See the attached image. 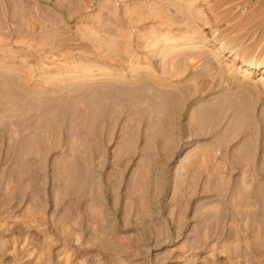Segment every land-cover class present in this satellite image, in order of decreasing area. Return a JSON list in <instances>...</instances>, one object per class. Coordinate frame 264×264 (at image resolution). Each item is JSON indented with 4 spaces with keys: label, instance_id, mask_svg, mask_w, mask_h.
Returning a JSON list of instances; mask_svg holds the SVG:
<instances>
[{
    "label": "rangeland",
    "instance_id": "374dc122",
    "mask_svg": "<svg viewBox=\"0 0 264 264\" xmlns=\"http://www.w3.org/2000/svg\"><path fill=\"white\" fill-rule=\"evenodd\" d=\"M263 72L264 0H0V88L22 95L12 112L29 117L9 138L32 139L25 158L0 144V264H264V205L252 194L264 160L237 156L253 128L231 102L245 93L255 107L264 155ZM138 81L158 102L160 89L191 91L172 147L155 136L165 115L153 134L132 130L128 104L92 138L70 112L54 119L72 106L83 125L95 92L114 106L112 93ZM220 101L218 124L204 128L203 110ZM220 134L225 150H212Z\"/></svg>",
    "mask_w": 264,
    "mask_h": 264
},
{
    "label": "bare ground",
    "instance_id": "6f19581e",
    "mask_svg": "<svg viewBox=\"0 0 264 264\" xmlns=\"http://www.w3.org/2000/svg\"><path fill=\"white\" fill-rule=\"evenodd\" d=\"M36 16L38 17L37 13H36ZM172 18H173V16H172ZM60 21H61L60 18H55V24L56 25L59 24ZM58 26H59L60 29L62 28V27H60V24ZM58 26H57V28H55V27L53 28L52 27L50 32H52V31L55 32V30H56V33L60 34V31H58V29H59ZM198 26H200V25H198ZM36 27H38V26H36ZM101 30H103V29H101ZM203 30H205V29H203ZM97 32H99V31H97ZM32 33H33V31H32ZM58 34H56V35H58ZM195 34H197V33H195ZM206 38H207V36H206ZM58 39H59L58 42L59 41L63 42L62 40H60V38H58ZM195 40H196V38H195ZM226 52L227 51L224 50V48H221L220 51L218 52V54L222 55V54H225ZM189 58H190V56H189ZM184 66H185V64L182 61H180V62L177 61V63H175V65H174V67H177L176 70L178 71V74L180 73V71H183V69L185 68ZM257 68H258V66L256 64H250V69L251 70H254V69H257ZM141 78H142V76H141ZM142 79H144V78H142ZM142 81H144V80H142ZM135 82H137V81H135ZM139 83L140 82L138 81V84ZM138 84H133L132 83L129 86L131 88H133V89H128L124 93L117 92V91L112 93L113 95L118 94L117 95V96H119L118 98L125 99V102L121 103V102H119L121 100H119L118 98L117 99L115 98L117 96H112L113 99H111V97H110L111 100L115 99L114 102H117V103H115L116 105H114V106H112V105L108 106L109 103H108V105L103 103L102 100H101L100 94L95 92L93 94V99H91V101L88 102V106L91 108V112H92V114H94V116L92 115V117H90L89 122H87V123L83 122V125H82V123L80 121L88 119V118H86L87 115H85V113L82 112L81 110H79L78 108H75V107H72V106L69 107V106H66V105H59L57 107V109H56V117L54 119H57V120L61 121L64 118V116L68 115L69 112H70V115H71L70 119L72 118V121L74 122L73 123V126H74L73 130L75 129L74 131L78 130L77 132H79V128L82 126L83 128L87 129L89 137L92 138L93 136H96L98 134V132L103 130V127L105 126V124H107L109 122V115L110 114H112L113 112L115 113V111L120 112L121 108L123 106H125L126 104H128L130 106V110H127V111H129V114H131L130 117L133 118L132 119L133 121H131L132 124H133V126L131 125L132 130H133V128H137L140 125V127H146L148 129V131L153 134L155 132L154 125L156 126V124L153 123L154 118L158 117L160 114L165 115V120L163 122H160L159 126L157 127L158 133L156 132L155 136L158 137L162 141L163 145L166 146V147H168L169 143L171 142V147H172L173 144L177 142L174 139L177 140V134H178V128H179V119L181 118V114H183V113H181V110L184 107L186 108V106H187V94L188 93L191 94L190 93L191 91L187 90V92H186V91L182 90L183 94H179V93L168 92V91H165L163 89H160V90H158L159 93L156 94V95H158V97L161 98V102L160 101L158 102V101H156L155 98L152 97L153 93L151 91L148 92V89H149L148 86H145V85L143 86V84L141 85V83H140L139 86L141 88H137L136 89V86H138ZM2 92L3 91L0 88V98H2L4 100L8 99V101H7L8 104L7 105H10V107L11 106L12 107H11V110L8 109L5 112V114L9 115L7 117V119H6L7 120L6 123H8V124L3 123V121L0 123V144L3 141V139L7 140L9 138V135L13 131V127H15V128L21 127L22 124L29 119V117L27 116V111H23V113L21 115L17 116L18 118L16 116H14V113L12 112V110H13L12 108H14V107L16 108V106H18V104H17V100L18 99L17 98H21L22 95H19V94L13 92V91H10V92L8 91L7 93H6V91L3 92V93ZM245 95H246L245 93H241L240 95H237L238 97L236 96V98L233 97V99H231V102H233L234 106H236V109H237V119H236L237 123L240 126H242V127L244 125H247L249 128L250 127L253 128L252 136L250 138H248L246 140L245 144H243V147L239 149V151L237 153V156L239 157V159H246V160L250 159V160H253V161L255 160V161H257V163H259V162H261V160H262V162L264 160V155H263V153L260 152V150L262 148L261 147L262 138H261V134L259 133V127L261 125L260 124L261 122L258 120L257 116L253 112L255 110V107L253 106V104L251 103L249 98H247V96H245ZM23 97H25V96H23ZM32 101H34V100H32ZM227 103H224V102L220 101V104H218V105H216L214 107L216 109H208V108H206V109L203 110V112H202L203 116L201 118H202V122L204 124L203 125L204 128H207L209 126H214L215 124H218V121H219V118L221 116V113L226 109ZM33 106L34 105H32V104H29V103L27 104V107H29L30 109H33ZM151 106H152V109H154V110H152L154 115H149V113H147V109L150 108ZM48 109H49V107H48ZM0 112H1V110H0ZM105 113H106V115H105ZM114 113H113V115H114ZM168 116H169L170 119H174L175 118V121H176V126H175L176 129L174 131V137H173V134H169L168 131H167V122H169ZM49 119L53 120L52 117H50ZM94 119L96 120V122H95ZM80 123H81V125H80ZM137 123H139V125H137ZM135 126H137V127H135ZM26 127H25V130L22 133V135H24L26 133ZM50 128H53V129L56 130L57 126L52 124ZM29 130H30V128L27 131H29ZM58 132H59V129H58ZM132 136H136V137L139 138V136H137L135 133ZM225 137L226 136L225 135L223 136L222 134L218 135L217 139L215 141L213 140L214 143L212 145L210 144L211 145L210 148L213 150L215 147H220V148L222 147L223 151H224L225 150L224 146H225V143L227 142ZM12 138H13V135H12L11 139L9 138L10 140L13 141V143L10 144L11 146L9 145L8 153L10 152V154L15 155V157L17 156V157H22V158H25V157H27V156H29L31 154V153H29L30 150H31V147L29 145V140L31 138L30 139L27 138L26 140H21L20 137L19 138L16 137L14 139H12ZM9 143H10V141H9ZM38 143L42 147L46 148V146H45L44 142L42 141V139H39ZM95 144L96 143H94L92 146H89L90 145L89 144L88 148L89 147L90 148L96 147ZM93 150H95V149H93ZM170 151H171V149H170ZM262 152H264V150ZM225 154L228 155V153L226 151H225ZM197 155L204 156V155L201 154V152H198V154H196V156ZM75 168H76V164H75ZM81 169H83V168L81 167ZM23 172H24V167H23V163H22V165L20 164L19 167H18V170L16 172V176H13V179H16V182L18 184L17 190L19 191V193L23 192V190H25L24 187L22 186L23 185L22 184L23 183L22 182V174H23ZM79 172H77V173L79 174ZM258 174H260L259 171H258ZM259 176H261L262 178L258 181V183H256L255 187L252 190L253 191L252 194L257 199H260L262 201L261 203L264 205V176L262 174H260ZM84 177L87 180L89 175L84 174ZM245 194H246V190H242L241 194H240L241 198L242 197L244 198Z\"/></svg>",
    "mask_w": 264,
    "mask_h": 264
}]
</instances>
